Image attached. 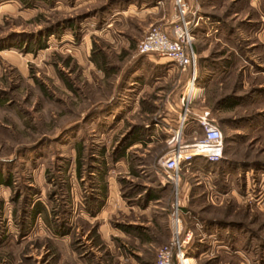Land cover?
<instances>
[{
	"label": "rangeland",
	"instance_id": "374dc122",
	"mask_svg": "<svg viewBox=\"0 0 264 264\" xmlns=\"http://www.w3.org/2000/svg\"><path fill=\"white\" fill-rule=\"evenodd\" d=\"M187 2L194 91L175 0H0V264H264V0Z\"/></svg>",
	"mask_w": 264,
	"mask_h": 264
},
{
	"label": "built area",
	"instance_id": "2783aa9c",
	"mask_svg": "<svg viewBox=\"0 0 264 264\" xmlns=\"http://www.w3.org/2000/svg\"><path fill=\"white\" fill-rule=\"evenodd\" d=\"M177 7L176 19L169 26H153L138 42L140 53L156 52L168 57L182 70L189 72L188 89L195 86L196 54L193 48L195 34L194 26L198 20L196 10L190 8L187 0H175ZM192 13L187 18V13ZM199 122L204 126L216 127L207 116V112L200 115ZM217 142V141H216ZM172 234L169 240L157 250L155 264H192L187 260L183 246L190 237V232L183 233L181 217L178 206H174L171 212Z\"/></svg>",
	"mask_w": 264,
	"mask_h": 264
},
{
	"label": "trees",
	"instance_id": "16d2710c",
	"mask_svg": "<svg viewBox=\"0 0 264 264\" xmlns=\"http://www.w3.org/2000/svg\"><path fill=\"white\" fill-rule=\"evenodd\" d=\"M194 33H197V30L196 31H193ZM208 159V158H207ZM1 182V181H0ZM5 183H9V182H7V181H5ZM150 199H156V198H158V195L157 194H151L150 195V197H149Z\"/></svg>",
	"mask_w": 264,
	"mask_h": 264
},
{
	"label": "crops",
	"instance_id": "0c3cea01",
	"mask_svg": "<svg viewBox=\"0 0 264 264\" xmlns=\"http://www.w3.org/2000/svg\"><path fill=\"white\" fill-rule=\"evenodd\" d=\"M192 89H193V86H192V87L190 86V88H189L188 90L190 91V90H192ZM188 97H189V95H188Z\"/></svg>",
	"mask_w": 264,
	"mask_h": 264
},
{
	"label": "bare ground",
	"instance_id": "6f19581e",
	"mask_svg": "<svg viewBox=\"0 0 264 264\" xmlns=\"http://www.w3.org/2000/svg\"><path fill=\"white\" fill-rule=\"evenodd\" d=\"M177 136H178V134H177Z\"/></svg>",
	"mask_w": 264,
	"mask_h": 264
}]
</instances>
